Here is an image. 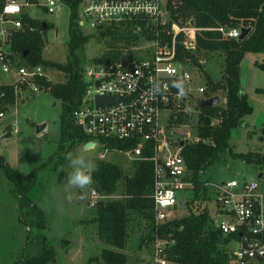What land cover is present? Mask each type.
Instances as JSON below:
<instances>
[{"label":"trees","instance_id":"1","mask_svg":"<svg viewBox=\"0 0 264 264\" xmlns=\"http://www.w3.org/2000/svg\"><path fill=\"white\" fill-rule=\"evenodd\" d=\"M26 1L38 3V0ZM79 1L60 0L68 8L65 62L41 57L43 44L41 34L47 22L29 15L26 11L20 15L21 25L13 30L10 42L11 57L15 58L17 63L46 64L64 73L63 81L51 82L44 75L36 77L35 80L40 89L59 98L60 141L68 138L71 143H84L88 138L71 116V111L77 105L85 86L77 50L86 41L88 35L82 32L77 23ZM2 2L3 0H0V6ZM164 4L166 9L164 23L167 26L170 22H187L200 27L195 31L192 47L184 48L179 43L176 44V58H187L191 65L202 71L199 60L202 53L205 51L222 53V67L217 79L212 80L203 71L205 77L203 94H216V91L220 90L224 100L215 104L200 105L197 99L193 125L196 140H184L179 148L185 164L186 177L193 191L192 197L187 200L191 202L200 186L203 188V196L209 197L206 184L198 179V172L213 162L221 150L226 149L233 157L246 163H253L256 167L264 164V149L233 151L228 143L230 129L244 125L243 116L251 111L246 94L239 87L240 60L246 51H264V0H165ZM136 23L142 24V21L130 18L107 22L92 29L93 36L106 46L98 55L100 60L116 58L122 47L127 48L135 43L141 33H146L143 29L135 31ZM218 25L224 27L239 25L250 28L242 38H237L222 36L215 28ZM148 36L149 34H146L145 37ZM127 52L129 55L132 54L130 50ZM16 85L24 86L16 81L0 83L1 106L13 101V90ZM168 118L169 123L183 120L179 110L170 111ZM247 134H250V130ZM258 138L264 146V119L259 127ZM104 141L103 147L107 149H125L131 145L130 142L121 139L104 138ZM61 145L62 143L59 142L58 147ZM148 152L149 150L145 149L142 154ZM95 165L97 170L92 173V180L94 187L100 193H112L119 184L121 188L119 197L98 199L95 204L92 219L96 222V236L103 243L110 245L102 246L98 257L103 264H126L124 252L111 246L123 245L130 213L135 212L145 220L146 232L143 237L146 240L155 233L151 222L152 165L147 159L135 161L131 173L122 172L111 160L98 159ZM0 169L12 183L20 199L19 202L28 205L26 190L34 180V169L22 173L10 167L2 155H0ZM33 208L35 210L31 209L33 212L30 213L35 216L31 224L41 227L43 224L41 212ZM20 216H24V212H21ZM156 233L159 236L173 238V243L165 248V256L174 264H227L230 254L225 247L226 242L229 238L236 237L235 233L223 235L218 230L205 205L199 210H194L192 204L187 213L179 216L173 214L160 223L156 227ZM262 239L264 240V234ZM52 257L53 250L44 243L37 253L27 254L23 251L12 264H44ZM139 264H147V262L143 261Z\"/></svg>","mask_w":264,"mask_h":264},{"label":"rangeland","instance_id":"2","mask_svg":"<svg viewBox=\"0 0 264 264\" xmlns=\"http://www.w3.org/2000/svg\"><path fill=\"white\" fill-rule=\"evenodd\" d=\"M23 2V0H17ZM57 16L54 12H46L35 2L22 4V9L39 20H45L47 25L42 31L41 57L57 62L66 61L67 53V18L68 8L65 4L58 7ZM165 18V15L163 16ZM54 26L56 27L54 33ZM80 29L88 37L77 50L82 69L92 62L106 46L101 40L93 36V30L86 24ZM148 45V41L142 42ZM202 71L196 66H189L195 77L196 84H204V73L215 80L220 76L222 67V53L220 51H205L202 53ZM45 77L51 81H63L64 73L54 66L39 64ZM17 78L15 68L2 70L0 62V83H9ZM239 87L247 95L252 105L250 113L245 114L248 126L254 127L247 134V128L237 125L230 129L232 137L230 149L233 151L264 149L258 139L259 127L264 119V51H246L241 58L239 72ZM13 101L0 105V155L6 163L22 173L34 169V180L27 188L26 195L29 203H20L12 183L0 169V264H12L23 252L37 253L41 245L51 247L53 257L44 264H103L99 259L102 246L109 247L96 236V222L92 219L95 204L89 205L87 199L93 183L81 190L68 185V179L74 172L72 159L84 157L85 161L96 164L98 159L111 160L124 173H131L134 160L122 150L103 149L99 144L85 147L83 143H71L68 138L60 141L59 112L60 100L48 91L40 88L25 87L20 91L13 90ZM222 101V92L216 91ZM182 111V121L167 124V112L159 113V126L164 136L171 138L175 145L178 140L191 141L194 136V120L196 110L191 100ZM44 123L36 130V126ZM247 126V127H248ZM8 132V135H4ZM176 140V141H175ZM62 145L58 147V143ZM171 149H174L172 147ZM101 154V155H99ZM256 165L246 163L233 157L226 149L219 152L218 157L198 172V179L206 184L209 197L203 196L200 186L192 201V188L179 189L177 196L182 203L172 207V214L177 216L187 213L189 209L199 210L206 206L213 224L220 216L215 205V188L212 183L235 177L237 179L250 178L255 175ZM264 187V175L259 178ZM98 191V190H97ZM120 184L112 193L102 194L101 200L119 197ZM187 202V203H186ZM29 206V207H28ZM35 207L41 212L42 226L31 224L35 214ZM31 209L33 211H31ZM24 212V216H20ZM29 225V226H28ZM146 232L145 220L137 213L131 212L128 219L127 235L121 247L112 248L124 252L126 264H139L150 258V239L143 235ZM45 240V242H44ZM237 240L231 237L226 242L229 251L235 249ZM227 264H238L229 256Z\"/></svg>","mask_w":264,"mask_h":264},{"label":"built area","instance_id":"3","mask_svg":"<svg viewBox=\"0 0 264 264\" xmlns=\"http://www.w3.org/2000/svg\"><path fill=\"white\" fill-rule=\"evenodd\" d=\"M26 2L3 0L0 6L1 68L4 71L15 68L17 78L13 81L24 85H16V91L25 87L40 88L35 78L44 75L39 64L17 63L11 57V35L21 25L20 15L25 12L22 4ZM37 2L46 12L56 11L61 4L60 0ZM164 3L165 0H80L77 10L79 26L86 24L94 29L107 22L133 18L142 21V24L136 23L134 30L146 32L141 33L135 43L122 47L116 58L100 60L97 56L82 69L85 86L71 116L88 137L86 141L93 142L89 146L97 143L107 149L103 147L104 138L121 139L131 145L116 150L125 151L134 161L147 159L151 162V222L155 233L150 238L147 264H174L165 256V248L173 243V238L157 235L156 227L173 215L172 207L178 205L177 200L182 203L177 191L191 184L179 153L181 145H173L171 138L163 135L159 113L161 110L167 112L166 121L170 125L169 112L185 111L190 95L194 108L197 99L213 95H204V84L195 83L189 60L176 58V44L192 47L195 31L200 27L187 22H170L167 26L163 17L166 16ZM215 28L222 36L237 37L239 33V25ZM146 34L149 36L145 37ZM145 41L148 45H142ZM129 50L132 51L130 55ZM95 96L112 97V100L95 106ZM2 114L0 110V116ZM192 139L196 140V136ZM145 149L149 152L143 155ZM263 175L264 164L256 167L253 177H232L212 183L215 205L220 213L214 225L223 235L236 234L237 245L230 256L238 264H264V187L259 180ZM101 197L93 187L87 202L94 205Z\"/></svg>","mask_w":264,"mask_h":264},{"label":"clouds","instance_id":"4","mask_svg":"<svg viewBox=\"0 0 264 264\" xmlns=\"http://www.w3.org/2000/svg\"><path fill=\"white\" fill-rule=\"evenodd\" d=\"M179 87V85H177ZM181 94H183V88L181 87ZM71 164L74 167V172L68 179V185L73 188L81 190L86 189L93 183L92 173L97 170L96 165L88 161L86 162L84 157H79L71 160Z\"/></svg>","mask_w":264,"mask_h":264},{"label":"water","instance_id":"5","mask_svg":"<svg viewBox=\"0 0 264 264\" xmlns=\"http://www.w3.org/2000/svg\"><path fill=\"white\" fill-rule=\"evenodd\" d=\"M58 7L56 8V11H55V15L57 16V13H58ZM43 23V26H44V22ZM249 26H239V33L237 35V38H242L246 33L247 31L249 30ZM55 30H56V27L54 26V33H55ZM25 53V51L23 52V54ZM96 60H98V58H96ZM112 100V97H107V96H95L94 97V103H95V106H99V105H102L104 103H107L109 101ZM218 96L216 94H213V95H210V96H207V97H204V98H201L200 101H199V104L200 105H207V104H215V103H218ZM222 100H224V98H222ZM43 122L38 124L36 126V130H38L39 128H41L43 126ZM9 133L6 132L4 135H8ZM183 143V140H179L178 141V144L179 145H182ZM93 144L92 141H85L83 143V145L85 147H88L89 145ZM259 175V173H258ZM177 204H180V200H177ZM240 234V232H239Z\"/></svg>","mask_w":264,"mask_h":264},{"label":"crops","instance_id":"6","mask_svg":"<svg viewBox=\"0 0 264 264\" xmlns=\"http://www.w3.org/2000/svg\"><path fill=\"white\" fill-rule=\"evenodd\" d=\"M240 63H241V60H240ZM241 91H242V89H241ZM242 92H243V91H242ZM244 93H245V92H244ZM245 94H246V93H245ZM246 97H247V95H246ZM247 101H248V100H247ZM250 105H251V104H250ZM251 110H252V105H251ZM250 112H251V111H250ZM250 112H249V113H250ZM243 120H244L245 123H244V125H243V124H242V125L245 126V128H247L248 131H249V130H252V129L254 130V127H249V126L247 125L249 121H248V119L245 117V115L243 116ZM247 126H248V127H247ZM258 135H259V134H258ZM258 139H259V138H258ZM231 140H232V137H230V135H229V138H228V143H229V145H231V144L234 142V141H233V142L231 143ZM259 140H260V139H259ZM262 150H263V149H262ZM262 150H261V151H262Z\"/></svg>","mask_w":264,"mask_h":264}]
</instances>
